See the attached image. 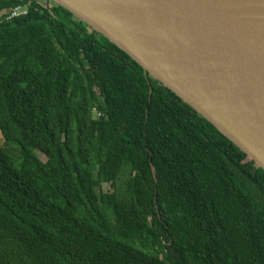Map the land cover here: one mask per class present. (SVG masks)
<instances>
[{"label":"trees","instance_id":"16d2710c","mask_svg":"<svg viewBox=\"0 0 264 264\" xmlns=\"http://www.w3.org/2000/svg\"><path fill=\"white\" fill-rule=\"evenodd\" d=\"M0 132V264H264V169L51 0H0Z\"/></svg>","mask_w":264,"mask_h":264},{"label":"water","instance_id":"95a60500","mask_svg":"<svg viewBox=\"0 0 264 264\" xmlns=\"http://www.w3.org/2000/svg\"><path fill=\"white\" fill-rule=\"evenodd\" d=\"M264 169V0H51Z\"/></svg>","mask_w":264,"mask_h":264},{"label":"rangeland","instance_id":"374dc122","mask_svg":"<svg viewBox=\"0 0 264 264\" xmlns=\"http://www.w3.org/2000/svg\"><path fill=\"white\" fill-rule=\"evenodd\" d=\"M0 144H3L4 147L8 148V149L11 151L13 157H16V156H17V154H18L17 149H15L14 146H12V145H7V144L5 143V141H4V139H3L2 135H1V132H0ZM39 156H40L43 160L46 159L45 156H44L42 153H39ZM124 178H125V175L122 174V175L120 176V178L118 179L117 186H118L119 189H124V187H123V179H124ZM104 190H111L110 185H104Z\"/></svg>","mask_w":264,"mask_h":264},{"label":"built area","instance_id":"2783aa9c","mask_svg":"<svg viewBox=\"0 0 264 264\" xmlns=\"http://www.w3.org/2000/svg\"><path fill=\"white\" fill-rule=\"evenodd\" d=\"M26 8H27V4L13 8V10L11 11V13L8 16V19L26 13V11H27Z\"/></svg>","mask_w":264,"mask_h":264}]
</instances>
